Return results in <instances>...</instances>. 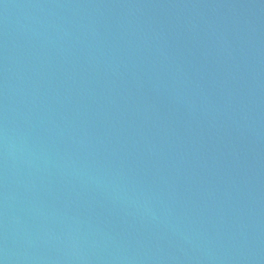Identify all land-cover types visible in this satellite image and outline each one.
Here are the masks:
<instances>
[{
  "label": "water",
  "instance_id": "water-1",
  "mask_svg": "<svg viewBox=\"0 0 264 264\" xmlns=\"http://www.w3.org/2000/svg\"><path fill=\"white\" fill-rule=\"evenodd\" d=\"M0 264H264V0H0Z\"/></svg>",
  "mask_w": 264,
  "mask_h": 264
}]
</instances>
